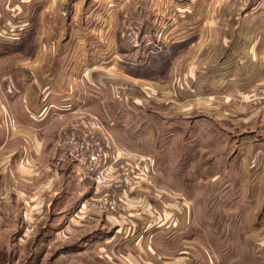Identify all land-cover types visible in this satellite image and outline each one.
Masks as SVG:
<instances>
[{"label": "rangeland", "instance_id": "obj_1", "mask_svg": "<svg viewBox=\"0 0 264 264\" xmlns=\"http://www.w3.org/2000/svg\"><path fill=\"white\" fill-rule=\"evenodd\" d=\"M68 1L71 7L75 0ZM160 1L83 0L79 6L84 31L61 40L68 51L66 72L72 79L88 70L99 73L94 88H83L90 112L75 115L71 122L98 118L112 138V153L123 147V152L138 160V164L135 162L128 168L129 176L120 178L133 181L126 186L132 190L129 196L121 198L118 189L109 190L118 206L114 211L99 208L97 204L106 188L98 187L94 193L86 174L72 164L68 168L74 169V176L71 173L67 180L64 175L65 186L60 182L55 195L43 189L19 197L5 191L0 183V264H264V258H251L252 241H264V151L239 150L241 141L252 138L254 142H264V135H250L251 128L243 131L244 128L231 126L220 132L206 120L181 122L174 117L172 103L159 105L155 94H144L143 88L126 79L114 64L126 68L140 64L150 54L143 59L138 56L135 61L130 59L133 56L123 55L140 48L133 51L126 48L120 38L121 23L114 51L112 40L107 38L112 26L108 13L117 12L120 21L124 13L132 18V22L122 23L123 31L126 24L133 23L151 35L155 26L153 17L146 20L140 10L147 7L152 13L151 6L157 10ZM172 2L175 6L176 2ZM252 2L240 0L238 7L236 0H214L207 6H196L195 11L207 16L206 26L221 29L231 24L234 20L231 16L249 12ZM3 8L0 7L7 14ZM66 14L70 15L71 9ZM252 14L264 15V5ZM177 26L174 22L171 33ZM0 27L7 32L0 34V45L13 46L21 41L19 35H8L12 29L9 31L6 22L0 21ZM37 40L39 46L48 45L44 36ZM5 62L10 67L27 65L31 60L10 54ZM247 95L248 90L247 102L252 108L262 109L263 114L264 106L253 105ZM114 102L117 110L113 108ZM139 111L146 120L137 115ZM6 123L9 127L14 125L11 119ZM221 123L216 121L218 127ZM139 162L149 163V181L144 176L145 183L141 176L136 177ZM217 176L219 180L212 182ZM43 184L40 180L36 187L39 189ZM34 204L39 207L32 212L30 206ZM149 211L157 217L162 213L173 214L171 219L177 220V227L146 231L142 227L148 220L153 225L160 222L154 223L147 215ZM243 224L246 230L242 229ZM106 239L112 243L103 244ZM259 255L264 257V247Z\"/></svg>", "mask_w": 264, "mask_h": 264}, {"label": "crops", "instance_id": "obj_2", "mask_svg": "<svg viewBox=\"0 0 264 264\" xmlns=\"http://www.w3.org/2000/svg\"><path fill=\"white\" fill-rule=\"evenodd\" d=\"M81 1L83 0H75L69 7L68 0H0V7L4 6L3 9L7 12L5 14L0 9V21L7 23L9 31L10 27L12 29L8 35L22 37L19 43L12 44L19 48L11 55L31 60L23 66L11 64L10 68L5 64L8 55L0 56V183L5 191L14 192L19 197L43 189L55 195V190L61 184L65 186L64 175L67 180L72 176L71 173L74 176V169L70 171L67 163L58 165L55 161L60 134L73 124L71 121L76 117L71 110L64 109L68 104L72 108L80 107L83 112H90L83 88H94L95 82L99 81V73L91 70L77 79H72L64 64L68 51L66 52V44L61 43V40L73 33L77 35L84 31L83 12L79 6ZM174 1L175 8L179 9V24L173 33L175 41L162 47V50L173 46L178 55L172 58L165 79L152 81L128 76L124 74L125 67H120L117 62L114 64L122 70L126 79L142 87L144 94H155L159 105L165 107L172 103L174 117L181 122L206 120L220 132L231 126L236 129L251 128L248 131L250 135H264L261 130L264 127V112L262 114V109L252 108L246 99L250 86L264 85V15L252 14L258 6L264 5V0H254L249 12L242 16H231V20L234 18L230 21L231 24H226L221 29L206 26L209 23L207 16L196 14L195 11L196 6H207L214 0ZM236 1L239 7L240 0ZM68 8L71 9L70 15L66 14ZM149 10L147 7L140 10L146 20L152 18ZM109 13L107 16L112 26L107 31V38L112 40L115 51L118 24L121 23L119 32L123 39L122 26L127 21L132 22V18L124 13V19L120 21L117 12L111 15ZM6 33L0 29V34ZM144 34L147 38H152V33ZM40 36L46 38L48 45H38L37 39ZM33 43L36 46H32ZM1 46L2 44V51ZM139 48L133 54L123 55H131L134 58L130 59L135 61L138 56L143 59L147 53L155 50L148 43ZM144 61L139 62L142 64ZM51 104L57 110L60 109V118H48L46 108ZM113 108L117 110L115 102ZM137 115L146 120L141 111ZM8 119L14 121L11 127L6 123ZM216 121L223 123L218 127ZM246 129L243 131H247ZM246 141L240 142L239 150L254 151L259 148L264 151V142L257 143L252 138ZM122 149L117 148V151L121 152L125 168L130 169L135 162L138 164V160L134 161L133 156ZM139 164L140 171L138 169L139 174L136 177L141 176L145 183L147 179L143 177L148 178L149 163ZM219 178L217 176L211 181H218ZM40 180L44 184L38 189L36 186ZM88 181L91 183L89 178ZM131 191L126 186L118 190L121 198H127ZM139 193L142 194V190ZM38 204L30 206L34 209L32 212L38 209ZM145 207L149 210V204ZM153 213L149 211L147 215L152 217L154 223L157 220L160 222L153 225L148 220L142 227L146 231L151 232L152 228L160 227L174 230L177 227V220L171 219L173 214L162 213L157 217ZM242 229L246 230L244 224ZM108 243H112L111 239L103 241V244ZM251 245V258H264L259 255L264 241L254 240ZM208 262L212 260L209 259Z\"/></svg>", "mask_w": 264, "mask_h": 264}, {"label": "built area", "instance_id": "obj_3", "mask_svg": "<svg viewBox=\"0 0 264 264\" xmlns=\"http://www.w3.org/2000/svg\"><path fill=\"white\" fill-rule=\"evenodd\" d=\"M152 7L153 28L152 38L149 40L141 28L133 23L126 24L123 32V40L129 51L137 50L142 44L148 43L154 48L160 49L175 41L171 26L179 24V9L175 8L172 0H161L158 9ZM249 101L253 105L264 106V86H250L248 88ZM49 108V109H48ZM49 119H57L62 116L60 109L48 106ZM64 110H71L75 115H82L80 107L67 106ZM112 138L104 130L98 118L92 116L73 123L60 134L55 161L58 165L67 163L78 168L91 180L96 188H106L97 204L99 208L114 211L118 206L111 197L109 190L115 192L133 181H122V176H129V169L125 168L120 152L113 151ZM119 178V179H118ZM116 190V191H118Z\"/></svg>", "mask_w": 264, "mask_h": 264}, {"label": "trees", "instance_id": "obj_4", "mask_svg": "<svg viewBox=\"0 0 264 264\" xmlns=\"http://www.w3.org/2000/svg\"><path fill=\"white\" fill-rule=\"evenodd\" d=\"M1 48L0 56H4L15 52L19 47L2 45ZM177 53L173 46L167 50H151L150 55L144 63L127 66L126 73L135 78H144L153 81L164 79L171 64V58Z\"/></svg>", "mask_w": 264, "mask_h": 264}]
</instances>
